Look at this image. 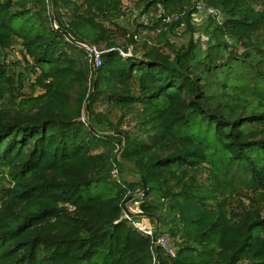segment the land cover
I'll return each instance as SVG.
<instances>
[{
    "label": "trees",
    "instance_id": "trees-1",
    "mask_svg": "<svg viewBox=\"0 0 264 264\" xmlns=\"http://www.w3.org/2000/svg\"><path fill=\"white\" fill-rule=\"evenodd\" d=\"M195 2L139 0L141 15L162 11L150 43L116 36L123 0H0V264H264V212L222 197L247 187L264 203V9L203 0L223 17L197 27ZM178 12L182 45L184 17L167 21ZM16 38L19 72L6 61ZM81 42L103 51L98 68ZM126 164L137 181L113 178ZM143 180L141 214L173 254L125 216Z\"/></svg>",
    "mask_w": 264,
    "mask_h": 264
},
{
    "label": "rangeland",
    "instance_id": "rangeland-1",
    "mask_svg": "<svg viewBox=\"0 0 264 264\" xmlns=\"http://www.w3.org/2000/svg\"><path fill=\"white\" fill-rule=\"evenodd\" d=\"M138 1L139 0H123V10L125 12V15L118 21L119 25H116V27H114L116 36L120 39V42H126V38L132 33L134 34V38L137 41H143V40L149 39L150 43L154 41L158 42L160 31L158 28L154 29L152 24L154 23V21H156L160 17V14L162 13L161 8L153 7L150 9L149 13L141 15V9L137 7ZM195 1L196 2L194 4H195L196 9L191 14L192 16L191 24H195L197 27H204L208 23L210 16L216 18L217 20L218 19L222 20L223 15L220 14V11L206 6L203 0H195ZM254 4L256 8L264 9V0H255ZM176 16L178 17L182 16L184 17V20L181 23V25L177 27L176 30H174V34L171 35V38L177 45L186 44L190 37L189 32H187L185 29L187 26V21H188L186 19V15H184V13H181V12L174 13L169 16L170 19L167 18V21H170L171 19H175ZM144 17L147 18V21H144ZM139 22H142L146 26L148 25L150 27H146V26L138 27ZM194 39L195 40L200 39L201 42L203 43V47L205 48V43L208 40V36L205 34L203 30L198 29L194 33ZM133 47H134L133 45H130V49L133 50ZM165 50H169V49L165 48ZM236 50L238 54H241L244 51V48L242 46H239L236 48ZM6 54H7L6 61L10 64V67L16 69V71L18 72L23 70V66L25 65V62H24L25 60L23 57L21 41L19 38L15 39L14 46L11 49L7 50ZM228 55H229V49L228 51H226V54H225L226 60L228 59L227 57ZM252 57L256 58V56L251 53L249 58L252 59ZM17 60L21 62V65L16 66L15 62ZM243 66L245 67V65ZM239 69L244 70L242 66H240ZM35 78H36L35 75H31L30 82H32ZM227 90L229 92L230 91L235 92L236 88L232 85H229ZM25 92L33 93L37 95L41 93L42 90L41 88H38V87L32 89L29 87V84H27V88L25 89ZM96 109L99 111L107 112L109 110V106L106 103L100 102L96 105ZM119 115H120V111H116V110L111 111L110 118L116 120L119 117ZM135 123H136V120L132 116H128L123 124V127L135 130ZM103 148H104L103 145L99 146L96 149V152L102 151ZM126 166H127V169L122 173H120L116 169L112 170L113 178H115L116 180H120V181L121 180L122 181L123 180L137 181L136 174L132 172L133 171L132 166L130 164H126ZM7 182L8 181L5 180V184ZM95 191L104 192L105 189L102 187H97ZM95 191H92V192L95 193ZM105 195L109 196L108 193H106ZM139 197H144V196H143V193L141 192V189H139L138 187L137 191L132 195V199L127 201L126 207L130 210L129 212L131 213V215L136 221L139 220L141 222H145L146 224H149V226L151 227H155L154 222L150 221V219L145 220L146 218H143L144 215L141 214ZM222 197H224L227 201L228 211L234 207L238 208L237 205L239 203V200H241L245 204V206L260 208L264 212V203L261 201V194L258 189L241 187L230 193L222 194Z\"/></svg>",
    "mask_w": 264,
    "mask_h": 264
},
{
    "label": "built area",
    "instance_id": "built-area-1",
    "mask_svg": "<svg viewBox=\"0 0 264 264\" xmlns=\"http://www.w3.org/2000/svg\"><path fill=\"white\" fill-rule=\"evenodd\" d=\"M176 18H178V16H176L175 19ZM144 21H147V18L144 17ZM80 44L84 46L88 51V55L90 57L92 67L94 69L98 68L101 64V53L103 51L97 48L96 46H91L82 42ZM120 51L124 56L131 55L132 53V49H129V52L127 53L124 52L123 50ZM125 216L131 221V223L133 224V226H135L137 230H139L142 234L151 237L154 245H160L169 253L172 254L174 253L175 248L170 234L162 233L156 236L154 227L149 226V224H146L145 222H141L139 220L136 221L130 212H127Z\"/></svg>",
    "mask_w": 264,
    "mask_h": 264
},
{
    "label": "water",
    "instance_id": "water-1",
    "mask_svg": "<svg viewBox=\"0 0 264 264\" xmlns=\"http://www.w3.org/2000/svg\"><path fill=\"white\" fill-rule=\"evenodd\" d=\"M52 20L55 21V18L53 17ZM143 188H144L143 196H145L147 194V192H148V187H147V184H146L145 180H143ZM131 199H132V196H129L127 198L126 202L124 203V205L126 206L127 201L131 200Z\"/></svg>",
    "mask_w": 264,
    "mask_h": 264
}]
</instances>
